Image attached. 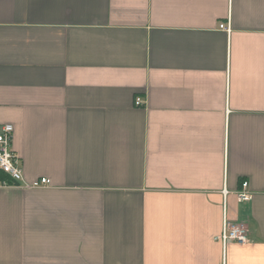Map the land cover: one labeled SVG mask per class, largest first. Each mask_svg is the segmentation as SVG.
<instances>
[{"label": "crops", "instance_id": "crops-1", "mask_svg": "<svg viewBox=\"0 0 264 264\" xmlns=\"http://www.w3.org/2000/svg\"><path fill=\"white\" fill-rule=\"evenodd\" d=\"M6 124L0 264H264V0H0Z\"/></svg>", "mask_w": 264, "mask_h": 264}, {"label": "built area", "instance_id": "built-area-1", "mask_svg": "<svg viewBox=\"0 0 264 264\" xmlns=\"http://www.w3.org/2000/svg\"><path fill=\"white\" fill-rule=\"evenodd\" d=\"M223 28V26H221ZM140 99L135 100V105H142ZM13 127L11 125H3L0 129V172L4 174L7 180H0V187L12 186L20 188H45L50 185V180L46 178L36 179L33 182L24 180L23 171L19 164V158L11 149ZM247 183L241 184V190L237 192L238 202H249L252 195L247 191ZM223 247L228 243H235L239 246L249 244V231L246 226L238 223H231L223 219L222 231L215 238Z\"/></svg>", "mask_w": 264, "mask_h": 264}, {"label": "trees", "instance_id": "trees-1", "mask_svg": "<svg viewBox=\"0 0 264 264\" xmlns=\"http://www.w3.org/2000/svg\"><path fill=\"white\" fill-rule=\"evenodd\" d=\"M0 180H7L8 181L7 177L4 174H2L1 172H0Z\"/></svg>", "mask_w": 264, "mask_h": 264}]
</instances>
